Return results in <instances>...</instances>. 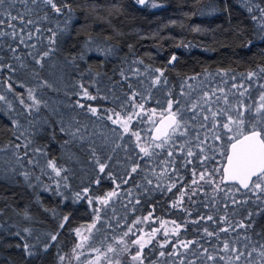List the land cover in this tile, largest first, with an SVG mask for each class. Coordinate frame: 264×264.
Returning <instances> with one entry per match:
<instances>
[{
    "label": "trees",
    "instance_id": "16d2710c",
    "mask_svg": "<svg viewBox=\"0 0 264 264\" xmlns=\"http://www.w3.org/2000/svg\"><path fill=\"white\" fill-rule=\"evenodd\" d=\"M67 2L73 12L66 33L58 35L56 38L57 51L52 59L59 64H63L66 57L82 55L83 59L77 58L76 67L66 69L68 78L65 80V84L71 85L75 81L81 80L87 86L91 82L88 76L89 70L93 73H100L99 77H93V79L101 81L99 86L102 88L108 83L107 77H111L113 81L119 80L118 72L121 68L127 70L131 66L139 68L141 72L147 71L148 73L147 77H139V80L143 81V86H139L138 90L146 97L148 91H151V98L147 99L144 108L145 111L155 108L157 115L151 118L143 114L141 117L133 116L129 126L130 130L123 134L122 140L118 138V134L123 130L117 125L111 124V121L101 122L107 124L108 127L99 129L117 143L126 144L127 152L118 149L117 154L121 156L122 160L131 154L133 159L129 161V164L137 162L136 157H143L137 143L153 150L151 131L154 126L151 121L160 119L159 113L163 111L162 105L167 99L166 92L169 88L173 93V99L177 98L181 85L187 77L198 76L196 81L187 80V83L205 89L223 87L227 91L232 84L244 83L245 86L251 84L252 87L249 89L251 99L243 98L244 102L249 104L258 100L259 84H264V79L254 78V80L248 81L245 80V77L249 72H259L260 68H264V39H261L264 36V21L258 19L260 13L255 7L257 4L264 7V0H251L250 4L248 0H148V3L143 5L137 4L136 0H67ZM153 3L157 6L152 7ZM249 6L253 8L252 12L248 11ZM17 8L23 10L19 4H17ZM64 20L65 16L59 18L61 29L65 28ZM49 26L54 27V24ZM88 41H92V43L88 44L86 48L85 45ZM109 47L115 51L116 55L106 56L95 50L96 48L107 49ZM21 51L27 50L21 49ZM172 55H176L177 60L174 64H169L168 61ZM138 60H143V65L132 63ZM155 68L164 70L169 81V86H165L164 89L151 87L149 77L156 75L152 71ZM224 72H227L228 76H223ZM217 73L221 75H217ZM5 75L9 74H0V76ZM233 75L236 77L235 81L231 79ZM40 78L52 81L47 70L41 72ZM201 81L204 82L202 85ZM8 82L12 83L15 91L6 93L12 103L11 109L0 101V147L9 144L22 145L25 143V138L32 141L29 151L33 147L47 146L50 158L55 159L58 166L63 165L68 169V172L64 173L68 177V187H64V180L61 177H56L50 169L47 170L50 173L49 176H41L39 169L26 163L27 158H25L24 167L25 170H29L33 174L31 180L33 186L29 187L28 183L19 175H16L13 180L11 174L6 170L16 166L15 163L4 162L9 159L12 149L0 153V156L4 157V161H0V168L5 169V173L0 174V224L4 225V231L0 232V237L3 238L0 240V264H61L60 256H64L63 264H65V258L74 253L77 245L75 230L92 224L95 220L93 210L98 207L102 208L95 202V197L112 191L115 184L110 179H102L100 185L94 183L96 173L93 171L87 153H81L78 149L73 148L72 151L76 153L78 162L75 158L69 162L60 150L59 144L50 141L47 126L36 125L29 128L25 117L20 115L21 112H24V108L19 103L16 94L23 93L22 98L25 103H30L27 100V89L35 88L37 80L28 75L16 74ZM131 82L137 85L135 77ZM21 84L24 85L23 88L20 86ZM61 87L63 88V85ZM66 90L71 94L70 86ZM44 91L50 98V103L56 99H69L64 95L63 90L59 93L49 89H44ZM89 91L95 94L94 89L89 88ZM123 91L129 92L130 90L125 85ZM231 91L235 92L236 89L232 88ZM105 94L106 88L101 91L100 96ZM196 94L194 92L193 96ZM37 95H39V91H37ZM70 98L73 101L77 99L74 95H70ZM139 99L140 97H137L138 101ZM229 99L234 101L236 98L230 96ZM156 101L161 103L158 104ZM81 102L86 105L98 106L101 110L115 108L116 111H121V115L124 114L111 100L98 98L95 101L81 100ZM175 110L174 106L173 111ZM42 112L48 115L46 110L42 109ZM191 116V112H185L184 118L187 120ZM13 119H18L24 127L17 129L11 123ZM199 123L200 119L198 118L195 121L196 127L189 128L187 137L179 135L174 137L175 145L171 148L173 157H167L164 150L155 149L154 151L159 155H154L151 158L144 157L138 161L144 171L133 174V179L117 190L120 193L119 198L113 199L109 209H102L100 214L103 228H101V223H97L96 227L101 231L93 229L92 233H89L87 236L89 239L83 243V250L87 251L90 256H96L97 253L93 251V248H100V255L103 256L107 244L113 243V237L119 239L135 220H143L149 215H151V219L136 225L133 230L134 235L130 233L125 237V240L129 242L128 252L118 255L109 253L108 255L112 254L114 259L121 261V264H133L131 255L136 253L137 246L130 242L141 236L147 240L150 232L158 230L151 239V243L146 244L143 248L144 264H179L182 258L184 264H189V260H195L196 264H203L201 260L191 255V250L186 253L184 249L177 247L181 239L198 240L199 244L209 249V252H214V249H222L224 239H236L237 232L231 231L220 233L219 239L215 236L204 235L203 227L214 231L221 226L219 223L213 224L206 220L196 225L191 223L192 220H199L200 216L223 217L228 215L229 222L235 225L238 221L245 219V209L254 210L251 202L247 205H232L227 200L224 192L238 187L237 185L222 184L224 192L217 195L212 192L214 185L200 182L203 191H197L196 195H191L192 187H196H189L193 179L192 170H202L196 160V156L200 155V149L196 147L197 141L192 138L195 132L206 131L198 127ZM113 128L116 129V133L111 131ZM133 131L140 133L139 142L136 137L131 136ZM21 132H24V135L17 139L16 137ZM189 139H191L190 144L187 143ZM208 143L212 144L213 141L209 139ZM216 143L220 144L221 142ZM182 144L185 145V151L191 147L196 155L190 158L186 157L180 151ZM203 147L207 151V145ZM23 151L24 149L21 148L20 153L22 154ZM209 155H215V160L208 161L207 164L213 167H220L224 164V158L219 155V151L209 153ZM173 158L178 175L173 173L171 168L167 169V174L160 175L166 167L162 162ZM187 159H191L192 163L187 167H182V162ZM16 167L18 168V166ZM154 172L156 175H153ZM221 173L222 168L221 172L216 173L217 183L221 178ZM115 174L116 183H119L120 177L123 175L122 169L118 167ZM36 176H40L39 182L36 181ZM145 176L153 182L152 185H146L149 189H153L147 195L136 187V185L145 184ZM169 176L175 177L177 187L170 192L155 190L157 183L162 188L172 183ZM180 177H183V180H180ZM57 182H59V187H57ZM45 186L48 187V190H45ZM85 187L89 188V195L94 199V203L91 205L87 203L86 198L81 200L75 198V193ZM129 190H131V196L128 195ZM181 191L186 193L183 206L182 208H173L172 204L179 200ZM59 193H63V195L61 196ZM242 193L243 190L241 193L233 191L231 194L237 200L247 199ZM137 199L141 201L139 204L135 203ZM129 200L132 203H129ZM125 204L128 205L127 208L124 207ZM225 204H228L227 208L224 207ZM112 208L115 209L114 212L111 211ZM133 208L135 211H132ZM184 209L188 211L186 212ZM25 213L31 219H25ZM64 216H68L69 220L61 229L58 226ZM254 219L256 220L255 228L248 230L247 234L251 237V243L256 244L258 253L259 245L264 244V239H261L256 233L264 232V216L254 217ZM164 221L167 223L164 224ZM172 221L181 224L179 236H175L169 231L174 227ZM184 222H187L186 227ZM245 222L247 223V221ZM109 224L111 227H108ZM223 226L227 227V225ZM25 228L32 230L31 236L23 231ZM17 231L21 233L23 239L8 234ZM165 231H169L168 236L164 235ZM57 232H59V236L55 242L48 240L45 235ZM238 232L243 235L245 230L238 229ZM37 236L40 237L39 242L35 239ZM25 242L36 245L34 249L37 252L36 256L25 255L23 249ZM47 243L52 246L46 252L42 251L43 246ZM161 245L165 246L161 247ZM117 247L122 246L118 245ZM197 247L198 245H192V249H197ZM242 250L247 253L251 250V244L248 249ZM161 251L165 253V256L159 255ZM172 251H177L180 255L170 256L169 252ZM257 253H253V257L249 259L253 260L254 264H264L260 261ZM219 255L227 256L222 250ZM102 263H105L104 259H102ZM207 264H212V262H207ZM216 264H227V261H217ZM233 264H244V259L242 258L239 262L234 261Z\"/></svg>",
    "mask_w": 264,
    "mask_h": 264
},
{
    "label": "snow or ice",
    "instance_id": "6c2138e0",
    "mask_svg": "<svg viewBox=\"0 0 264 264\" xmlns=\"http://www.w3.org/2000/svg\"><path fill=\"white\" fill-rule=\"evenodd\" d=\"M249 4L251 0H248ZM137 4H146L148 0H136ZM17 4L23 7V10L17 8ZM152 7H156V4H151ZM256 10L260 13L259 20L264 21V7H260L258 4L255 6ZM15 11V14H13ZM248 11L252 12L253 8L248 7ZM73 12L72 7L67 0H0V74L8 73L9 75L0 76V101L7 104L11 109L12 103L8 99L6 93L14 92L12 83L8 81L13 79L16 74L28 75L37 80L35 88L29 87L27 89V100L30 103H25L22 98L23 93H17L19 103L23 106L24 112L20 115L25 117V122L29 128L36 125L47 126L48 135L51 142L58 143L60 150L65 154L66 159L71 162L75 158L78 162L76 153L72 151L73 148L78 149L81 153H87L92 163L93 171L96 173L94 183L100 185L102 179H110L115 184L112 191L107 192L105 195L95 197V202L102 208H95V220L92 224L87 226V231L92 233L93 229L98 232L101 229H97V223H101V211L102 209H109L110 204L114 198H119L120 193L117 191L122 185L128 184L129 180L133 179V174L143 172L139 160L144 157L151 158L154 155H159L155 152V149L164 150V154L167 157H173L172 146L175 145L174 137L177 135L187 137L189 134V128L196 127L195 121L199 118L200 123L198 127L204 129L203 133L195 132L193 137L196 141V147L200 149V155L196 156V160L202 170H192L191 180V195H196L197 191H203V187L200 182L207 185H214L212 192L219 194L224 192L221 187L225 181L231 182L238 187L229 189L224 192L227 200L232 204L247 205L251 202L253 209H245L246 215L244 220L238 221L235 225L229 222L228 215L223 217L213 215L200 216L199 220H192L191 223L196 225L201 221H211L213 224H221L220 227L214 231H210L208 227H203L202 231L205 236L220 238V233L237 232L235 240L224 239L222 241V249H214V252H209L208 248H205L202 244H199L198 240H183L181 239L177 245L178 248H182L186 253L191 250V255L201 260L203 264L212 262L216 264L217 261H227V264H233V262H239L244 259V264H254L253 260L249 258L253 257V253H257L256 244L251 243V237L247 234L248 230L255 228L256 220L254 217L264 216V84H259L258 100L253 103L245 104L243 98L251 99L249 89L251 84L245 86L244 83L232 84L226 91L223 87L215 88H203L194 87L193 84H188L187 80L196 81L198 76L187 77L185 82L181 85L178 97L173 99V93L169 90L166 92L167 99L164 101L162 107L163 111L159 113L160 119H153L151 122L155 129V135L151 138L152 149L139 145L140 152L143 153V157H136L135 163L129 164L133 158L131 154H128L125 159L122 160L121 156L117 154L118 149H123L127 152L126 144L117 143L105 132L99 130L107 128V124H103V121H111V124L117 125L123 131L118 134L120 140L123 139V134L129 132L130 123L133 120V116L141 117L145 115L149 118L157 115L156 109L151 108L145 111L144 104L147 99L151 98V91H148L147 97L138 90L139 86H143V81L139 80L140 76L148 75L147 71L141 72L139 68H132L129 66L127 70L121 68L118 72L119 80L113 81L111 77H107L108 83L102 88L99 86L102 82L93 77H99L100 73H93L89 70L88 76L91 81L89 84L77 80L71 85L65 84V80L68 78L66 69L75 68L77 58L83 59V56L79 57H66L63 64H59L52 58L57 51V36L65 34L67 26L71 19ZM65 16L64 24L65 28L61 29L59 24V18ZM257 18V17H254ZM54 24V27L49 26ZM199 31V29H196ZM264 39V36L261 37ZM92 41H88L91 44ZM21 49L27 51L22 52ZM96 51L102 52L107 55H116L115 51L109 47L107 49L96 48ZM177 60L176 55H172L169 59V64H174ZM133 64L143 65V60L133 61ZM47 70L48 75L52 77L50 82L48 79H41V72ZM155 76L149 77L151 80V87L164 89L165 86H169V81L165 76L164 70L160 68L152 69ZM210 75V74H209ZM217 75H221L217 73ZM223 76H228L227 72L223 73ZM135 77L137 79V85H134L131 80ZM256 79H264V68H260L259 72L247 73L245 80L252 81ZM232 80H236V77L231 76ZM204 82L201 81V85ZM6 85V87H4ZM63 85V88L61 87ZM130 90L129 92L123 91L124 86ZM22 88L23 84L20 85ZM71 87V94L66 90ZM89 88L94 89V93L89 91ZM106 88V94L100 96L101 91ZM235 88L236 91H231ZM44 89H49L52 92L59 93L62 90L64 95L69 97L68 100H52L47 97V93ZM39 91V95H37ZM197 93L193 96V93ZM70 95L77 97L74 101L71 100ZM235 97L234 101H230L229 97ZM137 97H140L139 101ZM111 100L116 107H119L123 111H116L115 108H105L101 110L98 106L91 104L86 105L81 100L95 101L97 99ZM160 104V101H156ZM176 108L173 111V108ZM42 109L47 111L48 115L42 112ZM185 112H191L192 116L189 119H185ZM95 119H92V118ZM51 118V119H50ZM90 122V123H89ZM207 122V123H206ZM11 123L17 128L21 129L24 126L18 119L11 120ZM91 124V126H90ZM27 131V129H25ZM113 133H116V129H111ZM211 133V135H209ZM24 132H21L20 136H23ZM131 136L136 137L137 142L140 140V133L133 131ZM59 137V139H57ZM211 139L212 144L208 141ZM159 141V143H156ZM216 142H221L217 144ZM32 141L25 138V143L21 144H9L4 147H0V153L6 152L8 149H12L9 159L4 161V157L0 156V161L11 164L15 163L16 166L7 168L6 172L11 174V179L14 180L16 175L22 176L24 181L28 183L29 187H32L31 180L33 174L29 170H25L24 163L31 165L33 168L39 169L41 176H49L47 171L51 170L56 177H61L64 180V187H68L67 175L68 169L63 165L58 166L55 159L50 158L49 149L47 146L33 147L30 155L29 145ZM191 143V139L187 141ZM207 145V151L203 146ZM24 151L21 154L20 149ZM224 149V150H220ZM180 151L188 158L196 155L191 147H188L185 151V145L180 146ZM219 151V155L224 158V164L220 167H213L207 164L208 161H214L215 155H209V153H216ZM166 167L160 173V175L167 174V169L171 168L172 172L178 175V170L175 168V160L168 159L162 162ZM191 159H187L182 162V167H187L191 164ZM122 169L123 175L120 177L119 183H116V170ZM221 178L219 182H216V173L221 172ZM211 169V170H210ZM5 173V169L0 168V174ZM153 175H156L154 172ZM36 181H40V176L35 177ZM144 185H136L140 188L144 194H150L153 189H149L146 185H152V180L145 176ZM169 179L173 182L166 187H161L159 183L155 185V190L161 192H170L176 188V182L174 176H169ZM183 180V177L179 178ZM59 187V182H57ZM45 190L48 187L45 186ZM247 197L244 200H237L231 193H241ZM61 196L63 193H59ZM131 190L128 191V195L131 196ZM185 192H180L178 201L173 202V208H182ZM250 194V195H249ZM76 200L87 199L88 204H93L94 199L89 195V188L85 187L81 191L75 193ZM191 199V196H189ZM141 201L137 199L136 204ZM129 203H132L129 200ZM128 207L127 204L124 205ZM207 207V205H205ZM225 208L228 204L224 205ZM111 211H115L114 208ZM135 211V208L132 209ZM184 211H188L184 209ZM191 215L190 212H188ZM235 215V213H233ZM25 219H31L27 213H25ZM151 219V215L144 217L143 220L137 219L134 223L127 228L119 239L113 237V243H109L106 246V250L103 252V259L105 264H121L119 259H112L109 257V253L118 255L119 253L129 251V242L125 240L130 233H134L136 225L142 224L144 220ZM69 217H62L59 228H63L68 222ZM247 221V223L245 222ZM164 224L167 221L163 222ZM174 227L169 231L175 236L180 235L181 224H177L172 221ZM227 225V227L223 226ZM184 226H187V222H184ZM111 227V224L108 225ZM101 228L103 224L101 223ZM238 229H244L245 232L241 235ZM4 231V225L0 224V232ZM29 236L32 235L30 228L23 229ZM158 230H153L148 234V239L145 240L143 236L131 241L130 243L137 246L135 254L131 255V261L133 264H144L143 248L146 244L151 243V239L156 235ZM169 231H165L164 235L168 236ZM9 235H15L21 237L19 231L15 233H8ZM75 234L81 237L82 242L76 245V249L84 247L83 241L89 239L84 236L81 230L78 228L75 230ZM48 240L55 242L59 236V232L46 233ZM256 235L264 239V232H257ZM3 238L0 237V240ZM23 239V237H21ZM39 242L40 237H35ZM259 243V242H257ZM198 245L197 249H192V245ZM240 246L237 247L236 245ZM251 244V250L243 251L242 249H248ZM122 247H117V246ZM52 245L47 243L43 246L42 251H47ZM165 245H161L164 247ZM20 247V245H17ZM36 245L25 242L23 249L25 255L28 257H34L37 252L34 251ZM259 252L257 253L260 261L264 262V244L259 245ZM75 250V249H74ZM202 250V251H201ZM223 251L225 255H219L220 251ZM93 251L97 253L96 260L89 262V264H100L101 249L93 248ZM161 257L165 256V253L161 251L159 253ZM170 256H179L177 251L169 252ZM79 259V257H76ZM61 264H63L64 256L59 257ZM179 264H184V259H180ZM189 264H196L195 260H189Z\"/></svg>",
    "mask_w": 264,
    "mask_h": 264
},
{
    "label": "rangeland",
    "instance_id": "374dc122",
    "mask_svg": "<svg viewBox=\"0 0 264 264\" xmlns=\"http://www.w3.org/2000/svg\"><path fill=\"white\" fill-rule=\"evenodd\" d=\"M87 226L88 225H86L80 229L84 236L89 235V232L87 231ZM84 241H83V243H84ZM81 242H82L81 237L77 236V244H80ZM86 252L87 251L83 250V248L76 249V247H75L74 253L65 258V264H89V262L96 260L97 255L96 256H90L88 254V252L87 253ZM77 256L79 257V259L76 258ZM109 257L114 259V256L112 254ZM102 259H103V256L101 255L100 264H105V263H102Z\"/></svg>",
    "mask_w": 264,
    "mask_h": 264
},
{
    "label": "water",
    "instance_id": "95a60500",
    "mask_svg": "<svg viewBox=\"0 0 264 264\" xmlns=\"http://www.w3.org/2000/svg\"><path fill=\"white\" fill-rule=\"evenodd\" d=\"M155 135V129H154V127H153V129H152V131H151V138L153 137ZM156 142H159V141H156ZM225 163V162H224ZM225 185H235V184H233V183H231V182H228V181H225V183H224ZM238 186V185H237Z\"/></svg>",
    "mask_w": 264,
    "mask_h": 264
}]
</instances>
